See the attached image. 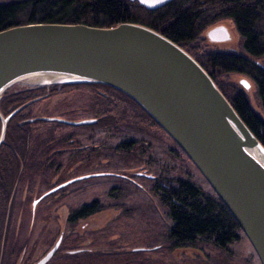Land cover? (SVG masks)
<instances>
[{"label": "water", "instance_id": "1", "mask_svg": "<svg viewBox=\"0 0 264 264\" xmlns=\"http://www.w3.org/2000/svg\"><path fill=\"white\" fill-rule=\"evenodd\" d=\"M132 1L157 9L172 0ZM206 37L223 42L232 35L219 24ZM239 82L252 90L249 78L242 76ZM86 83L124 92L163 127L226 205L264 264V145L191 53L160 31L128 21L113 26L30 22L0 30V102L15 85ZM23 106L7 116L0 112V144L8 120ZM37 119L97 122L93 117ZM60 242L36 264H45Z\"/></svg>", "mask_w": 264, "mask_h": 264}, {"label": "trees", "instance_id": "2", "mask_svg": "<svg viewBox=\"0 0 264 264\" xmlns=\"http://www.w3.org/2000/svg\"><path fill=\"white\" fill-rule=\"evenodd\" d=\"M221 18H232L235 21L242 37L243 48L251 57L236 52H203L202 47L200 50V42L207 38L206 35L202 36V32ZM127 21L152 27L191 53L209 72L242 119L264 145V115L254 109L248 92L223 81L221 78L230 72L243 73L251 77L255 82L256 96L264 112V63L260 62V59L264 58V0H172L157 9H147L132 0L0 1V30L30 22L113 26ZM93 87L112 89L125 97L131 104L125 105L123 100H112L107 95L92 94L90 96L92 106H99L98 110L92 108L96 111L92 116H99L109 120L107 122L112 124L119 120L126 127L142 131L146 119H149L166 132L137 101L112 86L86 83L41 86L38 89L41 91L50 89L53 93H57L63 89H90ZM67 104L71 106L73 103ZM21 116L20 114L15 118ZM39 123L42 128L41 132L39 130L32 131L31 136H41L42 139L50 138L53 132L44 128L47 127L46 124L53 125L54 123L46 121ZM15 125V123L9 125V135L11 136L15 133V131H11ZM167 135L185 155V158L194 164L184 149L169 134ZM4 147L3 144L1 150ZM139 153L140 151H138ZM160 199L172 224L162 231L163 235L158 236V238L163 237L166 243L157 245L156 250L166 248V246L170 249H180L213 245L215 255L209 254V259L201 261V264H234L235 253L230 245L241 240L244 233L212 188L207 191L191 177H187L183 188L176 190L175 193L168 190V195L162 194ZM106 207V204H82L72 207L69 220L72 222V226H76L79 220L98 213ZM13 222L14 225L11 229L16 230L18 220ZM156 237L157 234L154 238L156 239ZM81 239H83V234L75 233L74 252L70 255L71 264H178V262L150 259L145 255L146 251L144 250L146 249H136V247L134 251L125 254L89 250L80 246ZM98 243L102 242L98 241ZM107 243L113 242L109 240ZM55 264H66L65 258L63 262L58 260Z\"/></svg>", "mask_w": 264, "mask_h": 264}, {"label": "flooded vegetation", "instance_id": "3", "mask_svg": "<svg viewBox=\"0 0 264 264\" xmlns=\"http://www.w3.org/2000/svg\"><path fill=\"white\" fill-rule=\"evenodd\" d=\"M89 91L93 95L99 93L109 96L112 100H123L125 105L131 104L125 97L109 88L93 87ZM50 93H53L50 89L41 91L38 87L15 85L5 92L0 102V112L4 116L25 105L8 120L4 140L0 144V264H36L59 240L60 245L45 264H55L58 260L63 262L64 258L66 264L72 263L70 255L74 252L73 230L69 219L75 185L84 189L85 186L79 184L99 177H113L122 180L126 186L131 184L133 188V183H142L139 179H148L152 183V190L155 189L152 195L156 194L161 203L162 194L168 195V190L175 193L184 186L185 155L170 140L168 133L151 120L146 119L143 131L126 127L119 120L115 124L109 123V120L99 116H91L97 118V122L83 125L39 120L37 118L42 116L63 117L69 120L90 117H75L77 111L71 106L55 109V114H36L35 106L44 99L43 96ZM20 114L22 116L16 119ZM0 121L1 135V117ZM40 121L54 123L44 128L53 132L50 138L31 136L32 131L41 132ZM13 123L16 125L11 131L15 133L11 136L9 125ZM127 129L143 133L145 138L137 139L131 135L121 139L118 134ZM18 132L20 133L17 134ZM3 144L5 147L1 150ZM156 148L160 150V155L152 154ZM145 152L149 154L147 164L152 170L145 167L133 173V157L143 156ZM169 159L173 165L167 162ZM121 163L126 167L132 164L129 166L132 171L117 172L116 169ZM171 166L177 175L171 176L167 173ZM85 175L90 176L80 178ZM121 186H109L111 193L106 194L107 198L112 201L116 194L122 191ZM105 200L106 197L93 198L83 201L80 205L106 204ZM66 203L69 208L64 217V224L60 223V226L65 225L68 230H45L43 233L42 218L49 216L53 206ZM53 218L49 217L50 220ZM14 220L19 222V228L16 230L11 229ZM45 241L49 246L42 254L41 246Z\"/></svg>", "mask_w": 264, "mask_h": 264}, {"label": "rangeland", "instance_id": "4", "mask_svg": "<svg viewBox=\"0 0 264 264\" xmlns=\"http://www.w3.org/2000/svg\"><path fill=\"white\" fill-rule=\"evenodd\" d=\"M219 24H225L229 28L232 38L223 42H211L208 38H205L200 42V50L202 47L203 52H236L247 57H251L249 53L243 48L241 34L232 18L218 19L202 32V36L205 37L206 31L209 28ZM260 62L264 63V58H261ZM242 76L249 78L253 82V88L250 92L246 90L239 82V78ZM221 78L223 81L238 86L245 92H248L250 94L251 103L254 109L257 110L261 115H264L259 99L256 96L255 82L251 77L243 73L230 72ZM91 95L92 94L90 93L89 89L85 88L63 89L57 93L49 95L50 97H47V95L43 96L44 99L37 103L35 106L36 110L34 112L39 115L55 114V109H62L68 106L67 103H69V105L73 103L71 107L77 111V113L74 114L75 117H91L92 114L96 112L95 110H98L99 107L92 106L90 100ZM92 108H95V110ZM48 125L50 124H46V126ZM118 135L121 139L131 135L133 138L137 139L145 138L143 133H137L128 129L126 131H122ZM153 151L155 152H152V154L155 156L156 154L160 155L159 149L156 148L153 149ZM148 155L149 154L145 152L143 156L138 155L137 157H133V173L135 171L144 169L145 167H148L150 168L149 170H152L147 164ZM167 162L170 165H173L170 159ZM128 165L130 166L132 164ZM129 166L126 167V165L121 163L120 167H118L116 171L120 173L132 171ZM171 167V170L167 173L171 176L177 175L178 173L176 171H172L174 170L173 166ZM185 167V179L187 177H191L205 190H211L209 183L206 181L202 173L187 159ZM139 181L142 183H133V188H131V184L126 186L122 180H118L113 177H99L87 183L79 184L85 186L84 189L81 188V186L77 187L75 185L72 207L79 206L83 201H88L93 198L102 199L103 197H106L105 201L107 206L104 210L87 218L81 219L76 226H72L73 238L75 233L83 234V239H81L80 246L93 251L101 250L102 252L124 254L134 251L135 247H142L143 249H146L144 250L146 251L145 255L150 259L160 260L162 262H178V264H191L190 262L201 264V261L209 259V254L215 255L213 245H203L180 249H170L166 246V248L163 247L159 250H156L157 245H164L166 243V240L163 237L158 238V236L163 235L162 231H165L168 226H171L172 220L168 215L166 208L158 200V196L156 194L152 195L154 192V190H152V183L148 179H139ZM112 184H116L118 186L122 185L121 188H123L122 191L118 192L120 194H116L117 196L111 201L110 198H107L106 194L111 193L110 187L113 186ZM68 208L69 207L67 206V203L66 205L62 206H53L49 216L42 218L41 229L43 233H45V230L46 232H54L55 229L60 230L62 228L64 232H66L65 230H68V227L65 225L60 226V223L64 224V217ZM50 216H53L54 218L50 220ZM47 217L48 221H46ZM16 225V229L19 228V222H17ZM156 234L157 237L155 239L154 236ZM109 240H111L113 243H107ZM98 241H101L102 243L99 244ZM48 246L49 245L46 241L43 242L40 252L44 254L47 251ZM230 248L235 253L233 258L234 264H260L259 259L246 236L243 235L241 240L233 242L230 245Z\"/></svg>", "mask_w": 264, "mask_h": 264}]
</instances>
